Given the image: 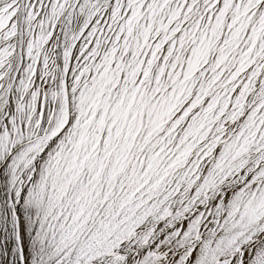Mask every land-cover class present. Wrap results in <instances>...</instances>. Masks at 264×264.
Returning a JSON list of instances; mask_svg holds the SVG:
<instances>
[{
	"label": "snow or ice",
	"instance_id": "obj_1",
	"mask_svg": "<svg viewBox=\"0 0 264 264\" xmlns=\"http://www.w3.org/2000/svg\"><path fill=\"white\" fill-rule=\"evenodd\" d=\"M0 264H264V0H0Z\"/></svg>",
	"mask_w": 264,
	"mask_h": 264
}]
</instances>
